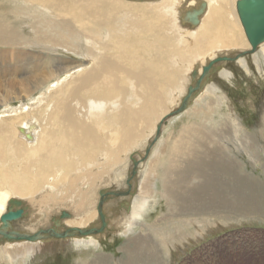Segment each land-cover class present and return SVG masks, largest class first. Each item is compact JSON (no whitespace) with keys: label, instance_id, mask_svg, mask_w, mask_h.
Masks as SVG:
<instances>
[{"label":"rangeland","instance_id":"374dc122","mask_svg":"<svg viewBox=\"0 0 264 264\" xmlns=\"http://www.w3.org/2000/svg\"><path fill=\"white\" fill-rule=\"evenodd\" d=\"M43 1L0 0V17L5 21L8 20L7 23L11 22L15 30L17 29V34L21 36L25 34L24 37L27 40H29V37L35 38L37 31L43 36L46 34V36H50L53 32L65 30L64 27H66L69 19L64 20L66 18L60 16H68L70 8H72L71 15L76 12L73 4L70 3V6L67 4V1L71 2V0H48L60 3V5L54 6V11L49 10L53 6L45 8ZM100 1L102 7L105 6V12L101 19L106 22L109 15L111 19L113 18V23L110 26L115 28L114 34L118 36V40L114 43L119 42L122 44L127 55V57H122L119 49L115 47L117 51L110 52L113 58L117 60L124 59L123 64L128 66H131L130 62L132 61L135 65L136 59L140 58L141 62L146 65L157 63L163 68L164 77L162 79L160 77L156 78V87L161 96L163 108L158 109L156 115H151L153 123L150 124V127L140 121H136L135 124H126V128L137 129L139 139L138 142H134L136 138L131 140L133 145L130 146L127 152L124 150H127L128 146L124 150L121 149L122 153L118 163L114 160L119 157V154L116 153H119L120 150V147H117L118 143L111 145L108 139L104 140L103 138L96 149L93 147L92 157H80L79 161L75 157L78 150L73 147L74 145L67 142L68 151L65 152V164L63 165H56L55 161L48 158L52 156L53 152L48 155L41 152L37 154L36 158L25 155L16 156L13 151L15 146H11L7 141L9 136L12 137L15 144L17 142L20 144V149L25 150L23 147L25 144L31 145L19 133L17 127L20 125L18 126L16 123L23 121L21 127L31 124L38 127L42 126L43 116L45 115L42 110L46 98L50 99L52 97L49 96L50 93H53V89L56 88L59 82L65 81L64 76L67 75L56 76L51 80L52 82L36 90L34 88L39 87L42 83L39 78H43V81L47 80L48 74L46 72L49 69H52L55 74L58 72L56 70L58 66L56 65H58L59 57L76 60L77 64L84 65L83 67L86 68H98L104 67L105 62L102 59L106 56L100 51L97 52L95 50L97 49L96 46L91 44L84 36L80 38L82 41L76 42V47L80 46V51L77 52L26 46L24 49L28 50V53L33 52L38 56L42 53L43 56L50 59L53 57L52 63L55 64H46L48 62L46 59H35L33 54L28 56L27 52L23 51L22 54L26 60L22 62L23 64L18 65L21 67L16 72L17 74L12 77L14 83L12 82L13 84L9 87L15 88L14 90H22L23 88L18 83L28 79L27 88L18 94L20 99L17 98V100L10 101L9 99L15 97L9 95L6 99L0 96V138L3 139L5 144L3 145L2 142L3 146L0 145V190L8 189L15 183L18 190L28 191V194H30L29 197L31 198L23 199L27 209L24 214L25 218L14 224L13 229L16 231L34 233L40 229L51 228L55 219H58L57 221L60 223H64L67 228L96 227V224L97 226L100 225L97 212L100 199L99 192L101 190H123L127 187L126 179L133 168L131 157L134 156V158L137 157L136 160L141 161L138 183L134 184L139 191V193H136V197L140 195L147 196L148 199L145 198V200L150 202V206L147 207L148 209L144 208L140 211L141 217L135 218L132 216V219L130 216L131 207L133 203L138 206V203L134 200L136 197L130 196L108 200L104 205V211L106 210L105 213L110 217L112 224L110 225V231L103 235L91 236L92 241L90 243H76V240L46 243L44 241L38 244L0 242V264H126L125 251L127 247L129 248L130 244L145 236L149 240L151 239L150 242L156 245L157 250L162 252L160 255H162V258L167 259L168 264H264V138L258 132L262 117H264V44L259 47L256 54L248 55L238 62L215 65L218 66V70L204 80L205 90L203 89L202 93L200 92L195 96L185 112L166 121L167 125L163 126L158 142L153 145L146 161H143L141 158L145 156L147 148L156 137L157 126L164 116L179 108L184 98L182 94L186 95L189 86H193L197 80L193 81L190 74L193 69H197L198 64H194L193 69L190 70H188V64L193 56L192 53L195 54L199 51L194 50V44L190 48H183L178 44L179 33L170 28L171 22L174 23L170 12L167 10L161 12L152 8H148V11L138 10L139 7L149 4L153 7L162 0H119L116 2L112 0V3L110 0ZM189 1L179 0L177 5V10L180 11L179 26L180 28L183 27L184 30L192 27L190 23L185 22V10L182 9L183 6H188ZM203 1L208 3V0ZM236 1L234 0L231 5L224 6L225 10L222 14L223 17L221 16V25L226 26L224 29L229 41L234 43L243 38L250 46L240 21L236 18L237 24L236 20L230 15L232 13L237 16ZM103 4L105 5L103 6ZM54 12L57 16L53 15ZM137 17L138 24L135 21ZM59 22L61 25H59ZM145 23L149 25H145ZM9 24L8 27L10 28ZM103 27L104 31L109 33L110 30L107 25ZM77 28L81 27L76 26L72 30H77ZM99 28L98 30H100ZM180 37L182 38L181 31ZM178 45L179 47H176ZM93 47L95 49H92ZM228 53L223 51L216 54L232 57L237 55L234 52ZM208 54L214 55L215 51L213 53L208 52L205 56L208 57ZM92 55H96L95 61L92 60ZM29 61H36L37 63H30ZM80 61L81 63H79ZM201 63L203 62H200V66L203 68L210 62L207 61L204 66ZM202 68L199 69L197 78L203 71ZM105 69L98 74V77L103 78V81L100 78L98 83L110 86V81L115 82L124 91L120 98L123 101V107L134 111L139 110L141 104H135L138 98H135L133 94L134 82L122 76L118 82V77L106 73ZM37 71L45 74L35 75L38 73ZM70 71L69 74L76 72L74 69ZM4 72L6 71L3 69L2 74ZM4 80V77L0 79L1 82H5ZM182 85L184 90L186 89L184 93L178 92L177 89ZM136 90L142 95L141 89ZM88 96L83 97V102ZM42 98L44 102L40 104ZM114 112L110 111L107 114L108 117H105L99 128L93 126L96 137H101V133L104 131L110 133L111 125L108 118L114 115ZM94 120L96 119L94 118ZM94 120L89 121L88 126H92ZM102 121L99 120L98 122ZM47 123L44 122L43 126H48ZM192 127L196 130L192 133V143L194 141L203 143V141L209 139L206 148H202V151L204 153L209 150H216L217 159L210 158L211 163L203 161L204 163L199 165L202 167L203 172L205 170L207 177L192 174L190 180L185 184L186 187L184 188L188 192L192 205L186 209H182L181 205H176L173 209L164 193L163 181L169 175L174 156L177 160L181 159L183 161L181 166H184V162H186L185 151L191 143L190 137L184 134V130ZM201 130H203L201 132L202 136L200 135ZM60 131L61 128L57 127V137H59L55 141H51L54 148L60 147L58 150L63 149L60 142L62 139ZM74 132L81 135L79 132ZM82 140L83 143L79 145L84 147L87 142L84 139ZM211 142H214V144L212 145ZM178 144L181 147L179 152H176L173 147ZM196 144L199 143H194L193 148ZM32 145H37V142ZM107 148L114 155L112 157H101L102 149ZM26 153L29 154L27 151ZM189 161L191 163L195 162ZM89 165H92V167H89ZM81 167H87V170L81 172L79 171ZM184 169L186 170L185 167ZM215 178L217 179L215 180ZM47 180L55 186L49 185ZM28 187L30 188L28 189ZM211 187L219 193V197H216L215 200L223 202L222 200L226 199L227 204L232 205L233 209L232 207L231 209L220 208L221 212L216 210L214 214L204 212L206 198L209 196L208 188ZM44 190L52 191V195L43 194L42 191ZM199 190L204 193L200 194ZM12 198L18 199L16 194H13ZM113 206L115 209L118 208L117 211L112 209ZM70 210L74 213L73 218L76 217L75 220H72L73 218L71 221L69 218L68 220L59 218L62 211L71 213ZM216 255L218 256L213 258L214 260L210 259L208 262L200 263L202 257Z\"/></svg>","mask_w":264,"mask_h":264},{"label":"bare ground","instance_id":"6f19581e","mask_svg":"<svg viewBox=\"0 0 264 264\" xmlns=\"http://www.w3.org/2000/svg\"><path fill=\"white\" fill-rule=\"evenodd\" d=\"M116 1H119V0H114V2H116ZM233 1L234 0H208V3H207L206 1H203V0L201 2H200V0H190L188 3V6L182 5L183 6L182 9L185 10V11L183 10L185 22L190 23L192 25V27L189 25V27H191V29H186V30H184L183 27L180 28V26H179L180 23L178 21V18L180 15L179 14L180 11L177 10V5H178L179 0H162L158 3H156L157 5H153V7L149 6L150 5L149 4V5H145L143 7H139L138 10L148 11L149 10L148 8H152L153 10L158 9V11H161V12H162V10H165V11L167 10L168 12H170V14L173 18L172 21L174 22V23L171 22L170 28L178 31V33H179L178 34V36H179V43L178 44L183 48H190L194 44V46H195V47H193L194 50L199 51L195 54L192 53L193 56L191 55L192 57H191L190 62L188 64V70L193 69L192 66L194 64H196V65L198 64V66H196L197 69L196 68L193 69L191 74H190V78H193V81H194L195 79H198L197 76L199 75V73H198L199 69L202 68L200 66V62H203V63H201V65L204 66L207 61L211 62V61L215 60L216 58L220 57L216 53H222L223 51L224 52L227 51L229 53L234 52L236 54H239V53H242V52L250 49V46H248V44L245 42V40L243 38L238 40V41H235L234 43L229 41L227 38V35H226V31L224 29L226 26L223 27L221 25V23H222L221 16L223 17L222 14L225 10L224 6L231 5L233 3ZM110 2L112 3V0H110ZM43 3L45 4V5L43 4L45 6V8L53 6V7H50V9H49L50 11H54L55 10L54 6H56L57 4L60 5V3L56 2V1H48V0H44ZM70 3L73 4V6H75L76 12L71 15L72 8H70V12L68 14V16L70 15V17L60 16V17L66 18V19L63 18L64 20L69 19V21H67L66 27H64L66 29L53 32L50 36H46L47 34L43 36L41 33H39L37 31L35 34V36H36L35 38L29 37V40H27V38L24 37L25 34H23V36L17 34V31H16L17 29L15 30V27L13 26V24H11V22L7 23L8 20L5 21L0 17V20H2V21H0V46H2V47H0V63L2 61V63L0 64V68H2V69H0V79H2L3 77L5 78V80H4L5 82L0 81V92H2V94H0V96H3L5 99L8 98V95L10 97H15V98L9 99L10 101L17 100V98L19 97L18 94H20L23 91V89L27 88L28 79H25V80L18 83L23 88L22 90H19V89L14 90L15 88L9 87L10 85H12L14 83L12 80V77L17 74L16 72L21 67L18 65H21V63L26 60L22 54L23 51H26V52L28 51V50L24 49L26 46L27 47L28 46L43 47V48H49V49H55V50L56 49H59V50L64 49V50H67L70 52H77V51H80V49H79L80 46L76 47L77 46L76 42L79 43L81 40L80 38L84 36L86 39L89 40V42L91 44L95 45L97 48V49H95L93 47L92 49L97 50V52L100 51L104 55H106L102 59L105 62L104 67H98V68H95V67L86 68V67H83L84 65L82 66V65L77 64L76 60L59 57V61L57 60L58 65H56V66H58L56 69L58 72L55 74V73H53L52 69H49L48 71L46 70L47 71L46 74H48L47 80L43 81V78H39V80H41L42 83L39 87L34 88V89L38 90L39 88H41L45 84L52 82L51 80L54 79L56 76L67 75V76H64L65 81H61L56 85V88L53 89V91H52L53 93L52 94L50 93V95H49L52 97L50 99L46 98V103L44 105V108L42 107L43 108L42 111L45 112V115L43 116L44 122H48L47 123L48 126L46 125V127H44L43 126L44 122L42 123V126H40V127H38L34 124H31V125L26 126V127H24V126L21 127L24 123L23 121L16 123V124H18V126L20 125L19 127H17L19 130V133L31 144V145L25 144L23 146L29 154H27L23 148L20 149V144L18 142H17V144H15V142L13 141L11 136L8 137L9 139L7 141L11 144V146L16 147V149H15V147L13 148V151L16 153V156L25 155L27 157L29 156V157L36 158L37 154H40L41 152H43L42 154H46V155L51 154L50 152H53L52 156H49L48 158H50L51 161H55L56 165H60V164L63 165V164H65V162H64L65 152L68 151L67 142H68V144L74 145L73 147L78 150V153L75 157L79 161L80 157H84V156L92 157V153L94 151L93 147H95V149H96V147L99 146V142L103 138L104 140L108 139L111 145H115L116 143H118L117 147H120V150H119V153L118 152H116V153L119 154V157L114 159L116 161V163H118L120 160V154L122 153L121 149L124 150L128 146L127 150H124L125 152H127L129 150L130 146L133 145L131 140L136 138V141H134V142H138L137 140L139 139L137 137V129L136 128L135 129L126 128V124H128V123L135 124L136 121H140L142 124L150 127V124L153 123V121L151 119V115H156L158 112V109L163 108V102L161 100V96L159 94V91L156 87V82H157L156 78L160 77L162 79L164 77V70L160 66V64L149 63L146 65L145 63L141 62L140 58L136 59L135 65H134V61L130 62L131 66L123 64L124 59L123 60H117L116 58H113V55L110 52L111 51L116 52L117 49L115 47H117L119 49L122 57H127V55L125 54L126 52H124L125 48L123 47L122 44H120L119 42L114 43L118 40V36L116 34H114L116 31L115 28L110 26L111 23H113L112 22L113 18L111 19V16L109 15L108 20L106 22L101 19L102 16L104 15V12H105V8H104L105 4H103L104 7H102V5L100 4L101 3L100 0H71V2L67 1V4H69V6H70ZM116 6H118V5H116ZM126 11H128V10H126ZM55 12L53 15H55ZM236 12H237V10H236ZM230 15H231V17H233V19L236 20V23L238 24L237 19H236V18H238V20L240 21L238 13H237V16L232 14V13H230ZM55 16H57V15H55ZM207 16H209V18L206 19ZM58 17H59V15H58ZM58 17H56V18H58ZM141 19H142V17H141ZM61 20H62V18H61ZM135 21L137 24L139 23L138 17L135 19ZM8 24L10 25V28L8 27ZM32 24H33V22H32ZM59 25H61V23ZM106 25L110 30L109 33H107L108 31L107 32L104 31L103 26H106ZM145 25H149V24L145 23ZM76 26H80L81 28H79V29L77 28V30H72V28H75ZM100 26L102 28H99ZM159 26H161V25H159ZM98 28L100 30H98ZM172 29H170V30L172 31ZM180 31L182 33V38L180 37ZM126 34H128V32H126ZM179 45L176 47H179ZM6 49H10V50H6ZM11 49H13V50H11ZM240 50H242V51H240ZM213 51H215L216 55L215 54L214 55L208 54L209 55L208 57H210V58L207 60L208 57L205 56L206 53H208V52L213 53ZM3 52H5V53H3ZM27 54H28V56H32V54H33L35 59L36 58H38V59L40 58V60L46 59L48 61L46 64H51L53 61V57L50 59L46 56H43L42 53L41 54L38 53L39 56L33 52H30V53L27 52ZM108 55H111V56H108ZM55 57H54V59H56ZM98 58H99V56H98ZM95 59H96V55L95 56L92 55V60L95 61ZM5 62H7V63H5ZM12 62H13V64L14 63L15 64L13 65ZM31 62L37 63L36 61H31ZM30 63H28V64H30ZM79 63H81V61ZM38 65H40V64H38ZM104 68H106L105 69L106 73H111L114 77L115 76L118 77L117 78L118 82L120 81V77L122 76L125 79H127V78L131 79L134 82V87L136 89L142 90V95L139 94L135 88L133 90L134 97L138 98V100L135 104L136 105L141 104V107L139 110L134 111V110H130L127 107H123V101L120 100V98L122 97L124 91L119 86H117L118 84L116 85L115 82L110 81V86H108V85L104 86V85H100L98 83V80L101 78V77H98V74L100 72L104 71ZM3 69L6 72H4L2 74ZM27 69H29V68H27ZM72 69H74L76 72L69 74L71 72L70 70H72ZM35 70H37V69H35ZM217 70H218V66H214V68L212 69L210 74H212V73L214 74ZM37 72L38 73H36L35 75L45 74V73H42L39 71H37ZM201 74H202V72H201ZM210 74H208L206 79L209 78ZM105 75L107 76L108 74H105ZM191 75H192V77H191ZM8 79H11L12 81L8 80ZM101 79L103 81V78H101ZM15 81H17V80H15ZM205 87H206V84L205 85L202 84L201 89L194 95L193 100L198 93L200 94V92L202 93L205 90ZM177 89L179 90L178 92L181 91L182 93H184L186 90V89L184 90L183 85L179 86ZM83 94L85 96L89 95L85 99L84 102H83V97H85V96ZM182 95L185 96V94H182ZM18 99H20V98H18ZM42 102H44L43 98L41 99L40 104H42ZM2 103H4V101H2ZM167 108H169V107H167ZM24 110H27V109H24ZM110 111L111 112L115 111L114 115H112L111 117L108 118L110 125H111V129H110L111 135L109 132L104 131L101 133V137H96L93 126L99 128L100 124L104 122L105 117H108L107 114ZM94 118L96 120H94ZM92 120H94V122L92 123V126L90 124H89L90 126H88L89 121L92 122ZM99 120H103V121L99 123L98 122ZM166 125H167V123L164 124V126H166ZM234 126H236V125H234ZM57 127L61 128L60 135H62V139L60 140V142L62 144L63 149L61 148L60 150H58V148H60V147L54 148L53 147L54 144H51L52 143L51 141H55L56 138L59 137V136L57 137ZM113 127H114V132H113ZM12 129H14V128H12ZM74 131L79 132L81 135L75 134ZM193 131H196V130H194V127L184 130V134H186V136L188 135L191 139V143L188 145V148L185 151L184 156L186 157V162H184V166H181L183 164V161L181 159L177 160L175 158L176 156H174L173 157L174 160L172 159V162H171L172 167L169 170V175L166 178V180L163 181L164 193L167 197V200H169L168 203H171L173 209L175 208L176 205H178V206L181 205L183 207L182 209H186L192 205V203L189 200L190 198L188 196V192L186 191V188H184V187H186L185 184L190 180L192 174H197L199 176L204 175L207 177L205 170L203 172L201 170L202 167H200L199 165H202L201 163H204L203 161H207V162L211 163L212 160H210V158L211 159L216 158V150H209V151H206L204 153L202 151V148L203 149L206 148V143L208 142L209 139H206L205 142L203 141V143H200L198 141H194V143H199V144H196L193 148V144H194V143H192ZM202 131L203 130L200 131V135H201ZM237 131H239V130H237ZM7 132H9V130H7ZM258 132L264 138V117H262V120L260 123V128H259ZM82 139H84V141L87 142V145H85L84 147L79 145V144L83 143ZM89 140H90V142H89ZM2 142H3V139L0 138V145L1 146L5 145L4 142L2 145ZM35 142H37V145H32ZM211 143H212V145L214 144V142H211ZM51 146L53 148H50ZM180 147H181L180 144H178V145H175L173 147V149L176 152H179ZM252 151H254V150H252ZM113 155L114 154L111 153L108 150V148L102 149V153L100 154L101 157H104V156L112 157ZM122 157H124V156H122ZM135 158H137V157H135ZM188 159L191 161H195V162L191 163ZM141 160H142V158H141ZM75 165L77 166V164H75ZM57 167H55V168L58 169ZM89 167H92V165H89ZM184 167L186 168V170L184 169ZM18 168H19V166H18ZM22 168H23V166H22ZM19 169H21V167ZM216 169H217V166H216ZM219 169H221V168L219 167ZM85 170H87V167L86 168L81 167L79 171L84 172ZM67 173H69V172H67ZM216 179L217 178H215V180ZM34 180H35V178H34ZM22 181H24V180H22ZM37 183H38V181H37ZM48 183H49V181H48ZM50 184L54 185L53 183H49V185ZM29 188L30 187H28V189ZM204 188L206 189L205 186H204ZM208 190H209V196H207V198H206V204L204 205V209H203L204 212L214 214V212L216 210H219L220 208L231 209L232 205L227 204V202L225 201L226 199L225 200L223 199L222 200L223 202H221L219 200H217V201L215 200L216 197H219L218 196L219 193L217 191H215L213 187L208 188ZM137 192L139 193L138 190H137ZM198 192H200V194L204 193L201 190H199ZM42 193L45 195H52V191L44 190V191H42ZM13 194H16L17 198L19 200H22V201H24L23 199L27 200L29 195H30V194H28V191L24 192L23 190H18V188L15 187V183H13L8 189L0 190V216L5 214V212L7 211L9 201L13 199L12 198ZM71 195H73V194H71ZM29 198H31V197H29ZM145 198L148 199L147 196L144 197V196L140 195L134 199L135 202L138 203V206H136L133 203V205L131 207L132 210L130 209L131 210V213H130L131 217L132 216H134L135 218H138V216L141 217L140 211L143 210L144 208H147L148 206H150V202H148V200L146 202ZM88 200H89V196H88ZM127 203L129 204V202H127ZM184 206H186V207L184 208ZM112 209L117 211L118 208L115 209V207H114ZM232 209H233V207H232ZM109 210H110V208H109ZM70 212H71V210H70ZM219 212H221V211L219 210ZM117 214L119 215V213H117ZM70 215H71V217L69 218V220L71 221V219L74 217V213L71 212ZM184 215H185V213H184ZM24 218H25V216H23L22 219H24ZM75 219H76V217L73 218L72 220H75ZM108 219H109L108 223L110 226L112 224H111L109 216H108ZM132 219H133V217H132ZM163 219H165V218H163ZM21 221H19V222H21ZM19 222H17V223H19ZM58 223L62 227L63 223H60V222H58ZM130 225H131V223H130ZM96 226H97V224H96ZM113 226H114V224H113ZM88 228H90V227L88 226ZM113 230H114V228H113ZM115 230H117V229H115ZM118 231H116V232H118ZM73 240H76V243L86 244L87 242L90 243L92 241V238H91V236L86 237V238L85 237L84 238L83 237H75ZM137 241H139V242H137ZM137 241L133 244H130L129 248L127 247V249L125 251L126 264H168L167 259H165V257L162 258V255H160V253H162V252L157 250L156 245H154L150 242L151 239L149 240L145 236L144 238L139 239ZM40 242H44V241H40ZM37 249H35V250H37ZM163 250H161V251H163ZM24 252H27V251H24ZM217 256L218 255L213 256V257H202L200 259L201 260L200 263L208 262V261H210V259H213ZM167 258H168V256H167ZM189 260H191V259H189ZM74 263H75V261H74Z\"/></svg>","mask_w":264,"mask_h":264},{"label":"water","instance_id":"95a60500","mask_svg":"<svg viewBox=\"0 0 264 264\" xmlns=\"http://www.w3.org/2000/svg\"><path fill=\"white\" fill-rule=\"evenodd\" d=\"M236 10L240 19V23L244 30L247 41L250 45V49L242 53L232 56H220L211 61L208 65L203 67L202 74L194 82L193 86H189L186 95L182 99L179 108L165 116L160 124L157 126L156 137L151 145L147 148L145 156L142 158L145 161L153 145L158 142L161 135L162 128L169 118H173L185 112L190 106L194 95L201 89L204 80L215 65L226 62H238L248 55H254L259 47L264 44V0H238L236 2ZM198 23V22H197ZM196 23V24H197ZM211 75V74H210ZM209 75V76H210ZM133 162V168L128 174L126 179V188L123 190H101L99 192L100 199L97 206V212L100 220V225L90 228L80 227H65L64 223L62 227L58 223V219L53 220L54 225L51 228L40 229L34 233L20 232L13 229L14 224L21 221L27 206L26 203L12 199L9 201L8 209L5 214L0 216V242H22L29 244H38L40 241H72L75 237H90L103 235L107 231H110L108 223V216L104 211V205L108 200H114L121 197H136L137 188L134 185L138 180V172L140 169V160H136L134 156L131 157ZM135 181V182H134ZM24 204V205H23ZM71 215L68 212L62 211L59 218L66 220Z\"/></svg>","mask_w":264,"mask_h":264}]
</instances>
